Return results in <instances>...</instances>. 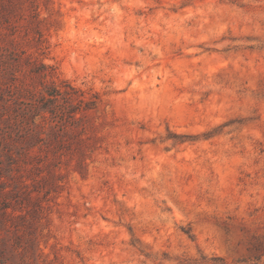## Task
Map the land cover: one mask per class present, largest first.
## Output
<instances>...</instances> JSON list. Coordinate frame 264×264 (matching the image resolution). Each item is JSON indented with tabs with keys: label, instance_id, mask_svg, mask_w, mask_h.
Returning a JSON list of instances; mask_svg holds the SVG:
<instances>
[{
	"label": "rangeland",
	"instance_id": "obj_1",
	"mask_svg": "<svg viewBox=\"0 0 264 264\" xmlns=\"http://www.w3.org/2000/svg\"><path fill=\"white\" fill-rule=\"evenodd\" d=\"M28 54L100 100L0 146V264H264V0H0Z\"/></svg>",
	"mask_w": 264,
	"mask_h": 264
},
{
	"label": "trees",
	"instance_id": "obj_2",
	"mask_svg": "<svg viewBox=\"0 0 264 264\" xmlns=\"http://www.w3.org/2000/svg\"><path fill=\"white\" fill-rule=\"evenodd\" d=\"M12 60L10 66H5L11 80L0 81V146L17 141L21 144L17 152L29 159L35 157L37 147L42 149L41 145L51 150L52 143H64L61 126L69 127L66 134L75 138L82 121L98 108L100 99L96 94L85 96L67 80L59 79L52 65L33 59L31 54L13 56ZM48 122L52 132L45 137L43 128Z\"/></svg>",
	"mask_w": 264,
	"mask_h": 264
}]
</instances>
